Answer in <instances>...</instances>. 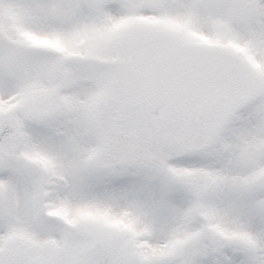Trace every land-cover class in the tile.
Returning <instances> with one entry per match:
<instances>
[{"label":"snow or ice","instance_id":"obj_1","mask_svg":"<svg viewBox=\"0 0 264 264\" xmlns=\"http://www.w3.org/2000/svg\"><path fill=\"white\" fill-rule=\"evenodd\" d=\"M0 264H264V0H0Z\"/></svg>","mask_w":264,"mask_h":264}]
</instances>
